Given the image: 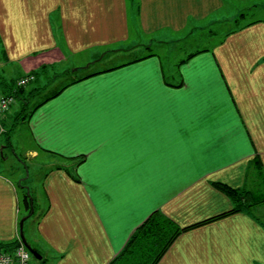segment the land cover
<instances>
[{
  "label": "crops",
  "instance_id": "crops-1",
  "mask_svg": "<svg viewBox=\"0 0 264 264\" xmlns=\"http://www.w3.org/2000/svg\"><path fill=\"white\" fill-rule=\"evenodd\" d=\"M231 2L0 0V69L15 65L2 81L13 89L77 55L118 45L110 50L116 54L140 29L146 36L184 32L190 20ZM104 59L93 55L87 67H73L50 95L42 87L20 91L2 120V157L12 154L17 171L33 168L41 185L29 235L39 260L111 264L159 212L192 228L157 264H264L263 203L227 214L235 204L213 185L264 198V21L174 66L150 54L80 74ZM9 89L0 84V98ZM26 179L17 183L25 188ZM17 183L0 173L2 244L22 241Z\"/></svg>",
  "mask_w": 264,
  "mask_h": 264
},
{
  "label": "rangeland",
  "instance_id": "rangeland-1",
  "mask_svg": "<svg viewBox=\"0 0 264 264\" xmlns=\"http://www.w3.org/2000/svg\"><path fill=\"white\" fill-rule=\"evenodd\" d=\"M257 20L264 21V2L260 1L251 4H241L237 0H232V2L228 3L221 12H219L217 15L215 14L213 17H210L208 19L206 18L197 23H194L193 20H190L184 32L178 34L162 33L155 36H146L141 32L140 29L137 33H134V37L131 40L123 43L122 51L117 52L116 54L115 52L110 50H118V48H120L118 45H114L108 49H105L107 47H104V49H98L95 52L77 55L75 56V59H72L74 61L73 63H65L47 71H43L39 74V78L36 77V75L28 76L33 77V80L29 82L30 84L27 83L26 85L21 86L19 82L25 79L22 78L17 82L16 88H13V90L16 91L17 88L23 87L28 90L33 89V92H38L42 87V90L46 91L45 95H50L53 91L58 90L57 87L60 88L68 80L71 79L72 76H65L66 73H70L73 67L77 65L88 66V61L86 60L89 59V57L91 58L93 55L105 56V59L101 63H93L90 66V69L81 70L80 74L84 75L89 72H95L103 68H109L111 66L117 65V63L121 64L128 62L127 60L129 59L134 60L136 58H140L150 54L159 55L166 67L174 66L179 60H181V58H185L189 54L195 53L197 51L211 49L213 48V46L221 42L226 37L227 33ZM2 65L3 67L0 69V76L3 74V72V75L6 76L7 71L14 74L13 71L15 69V65L9 66L5 63ZM38 79L40 83L38 82ZM11 87L13 86L11 85ZM45 95L41 97V100H43ZM17 101L18 100L15 101V103L11 106L10 110L7 113L10 114L11 111L13 112L14 107L17 105ZM34 104L37 103L35 102ZM6 114L0 118L1 135H3L5 132V128L2 125V120L6 117ZM4 137L5 139H7L6 135ZM3 145V143L2 145L0 143V173L11 177L16 183L20 180L26 179L27 176L30 175L29 179L24 180V182L26 183L24 185L25 188H22L19 183L16 184L22 198L21 212L22 216L25 215L24 217H22V219H24L28 215V211L26 210L24 203L25 195H32L30 200H32L33 198L35 199V197L37 199V190H41V185L40 183H38L40 185L38 189L35 183L36 177L33 168H30V170H22L24 173L22 171H17L15 170L14 166L20 165L12 156V154L10 155L9 153H7L6 155L5 153V157H2L4 156L1 152V148ZM6 157L7 159H4ZM22 174H24L23 177ZM260 202H262V205L264 206V198H260ZM262 209H264V207ZM262 213L263 212H260L259 209L257 210L258 216H262ZM32 225H34V221L31 218L25 221L23 233L25 238L28 239L29 245L34 250H36L34 243L31 239H29L30 233L33 234V232H35L33 231L34 227L32 228ZM29 264H51V260H49L48 263L46 261L45 263H42L41 260L32 255Z\"/></svg>",
  "mask_w": 264,
  "mask_h": 264
},
{
  "label": "trees",
  "instance_id": "trees-1",
  "mask_svg": "<svg viewBox=\"0 0 264 264\" xmlns=\"http://www.w3.org/2000/svg\"><path fill=\"white\" fill-rule=\"evenodd\" d=\"M0 84H4V89L8 87L11 89L10 94L3 97L11 96L18 100L20 91L25 90V88L20 87L14 91L9 83L7 84L2 81L1 76ZM213 185L217 190L232 199L235 204V208L227 214H232L241 210H250L252 206L260 203V199L254 198V195L248 191L235 189L227 184L219 182ZM31 197L32 195L26 194L24 199L25 207L28 211L26 217L28 218L33 216L34 210H36L35 199L33 198L30 200ZM227 214L216 217V219ZM190 228L192 227L181 228L161 213L155 212L136 230L125 250L111 264H157L174 241ZM18 243V241L12 244L0 243V249L16 246Z\"/></svg>",
  "mask_w": 264,
  "mask_h": 264
},
{
  "label": "built area",
  "instance_id": "built-area-1",
  "mask_svg": "<svg viewBox=\"0 0 264 264\" xmlns=\"http://www.w3.org/2000/svg\"><path fill=\"white\" fill-rule=\"evenodd\" d=\"M33 77H28L19 82L21 86L26 85ZM16 99L11 96L3 97L0 100V118L3 117L15 103ZM32 254L20 241L13 248L0 249V264H29Z\"/></svg>",
  "mask_w": 264,
  "mask_h": 264
},
{
  "label": "water",
  "instance_id": "water-1",
  "mask_svg": "<svg viewBox=\"0 0 264 264\" xmlns=\"http://www.w3.org/2000/svg\"><path fill=\"white\" fill-rule=\"evenodd\" d=\"M28 219V217H25L24 219H22L21 223H20V237L22 239L23 244L27 247V249L31 252V254L36 257L37 259H42V256L38 253V251L34 250L26 241V238L24 236L23 233V227H24V223L25 221Z\"/></svg>",
  "mask_w": 264,
  "mask_h": 264
}]
</instances>
